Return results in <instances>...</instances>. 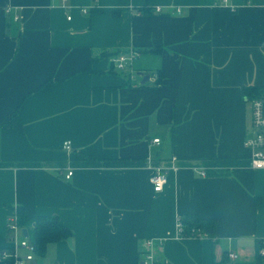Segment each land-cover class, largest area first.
Wrapping results in <instances>:
<instances>
[{
	"label": "crops",
	"instance_id": "obj_1",
	"mask_svg": "<svg viewBox=\"0 0 264 264\" xmlns=\"http://www.w3.org/2000/svg\"><path fill=\"white\" fill-rule=\"evenodd\" d=\"M229 4L0 0V250L20 209L72 231L27 264H145L147 240L161 264H264V169L243 145V89L264 88V0ZM190 215L215 237L177 238Z\"/></svg>",
	"mask_w": 264,
	"mask_h": 264
},
{
	"label": "built area",
	"instance_id": "obj_2",
	"mask_svg": "<svg viewBox=\"0 0 264 264\" xmlns=\"http://www.w3.org/2000/svg\"><path fill=\"white\" fill-rule=\"evenodd\" d=\"M222 4L231 7L235 10L230 4L229 0H222ZM157 12L160 11L159 8L156 9ZM82 13H87V9L84 8L81 10ZM70 19V17L68 18ZM139 56V52L136 50H130L128 52H119L115 54L110 59V62L113 66L119 70L124 71L128 67H131ZM245 101L250 105V130L251 134H247L243 145L245 148L251 151L250 156V165L253 169L260 170L264 169V88H261V91L258 94L250 95L245 99ZM160 140H153V144H159ZM63 147L66 150L72 149V144L70 141L64 142ZM176 170L175 167L171 168ZM168 171L167 169L157 168L150 177V183L153 186L155 192H161L168 180ZM73 173H69L66 178L70 179ZM202 176H206L203 172ZM8 229L11 232V241L13 247L11 249L0 250V264H27L32 261L35 257V248L30 244L28 238L23 236L22 226L19 223V216L16 213L10 222L8 223ZM176 235L177 238H188L183 235V225L181 217L178 218L176 224ZM189 237L192 238H207L206 233L200 229H192ZM146 254H145V264H156L155 254L156 251L160 250L162 245L159 243L156 247L154 246L153 240H147L145 242ZM25 249L27 253L21 254L20 250ZM260 255L264 256V247L260 249ZM230 260H235L237 255L235 253H229L228 255Z\"/></svg>",
	"mask_w": 264,
	"mask_h": 264
},
{
	"label": "trees",
	"instance_id": "obj_3",
	"mask_svg": "<svg viewBox=\"0 0 264 264\" xmlns=\"http://www.w3.org/2000/svg\"><path fill=\"white\" fill-rule=\"evenodd\" d=\"M148 12L149 10L145 11V13ZM260 91L261 88L246 87L243 89L244 99L250 95L258 94ZM13 115H15V113ZM213 174L214 176L223 175L222 172H215ZM259 203L260 199L256 198L255 204L258 205ZM17 214L19 216L20 225L23 229H27L28 231V240L30 244L34 246L37 256H44L48 245L57 243L61 240H69L72 237V231L62 225L57 216L28 215L20 209H17ZM181 221L184 237L189 238L192 229H200L207 234L209 239L215 237L216 223L213 220H202L198 216L190 215L181 217ZM156 264L161 263L157 260Z\"/></svg>",
	"mask_w": 264,
	"mask_h": 264
},
{
	"label": "water",
	"instance_id": "obj_4",
	"mask_svg": "<svg viewBox=\"0 0 264 264\" xmlns=\"http://www.w3.org/2000/svg\"><path fill=\"white\" fill-rule=\"evenodd\" d=\"M138 76H141V77H142V83H143V84L146 83V82H148L149 77H150L149 74H145V73H143V72L138 73ZM22 233H23V236H24V237H26V238L29 237V234H28L27 229H23V230H22ZM68 243L71 244V240H68Z\"/></svg>",
	"mask_w": 264,
	"mask_h": 264
},
{
	"label": "rangeland",
	"instance_id": "obj_5",
	"mask_svg": "<svg viewBox=\"0 0 264 264\" xmlns=\"http://www.w3.org/2000/svg\"><path fill=\"white\" fill-rule=\"evenodd\" d=\"M249 105V104H248ZM249 108H250V105H249ZM248 108V109H249ZM250 110V109H249ZM249 113H250V111H249ZM249 133L251 134V130H250V128H249ZM40 258H38V260H39Z\"/></svg>",
	"mask_w": 264,
	"mask_h": 264
}]
</instances>
